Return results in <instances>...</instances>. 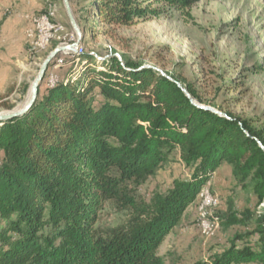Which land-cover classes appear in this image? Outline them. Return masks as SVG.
<instances>
[{
  "label": "trees",
  "instance_id": "obj_1",
  "mask_svg": "<svg viewBox=\"0 0 264 264\" xmlns=\"http://www.w3.org/2000/svg\"><path fill=\"white\" fill-rule=\"evenodd\" d=\"M196 1L94 0L90 12L104 26H129L157 16L152 4L185 11ZM87 29L93 37L109 33ZM83 57L78 81L40 92L29 112L0 124V264H162L161 244L224 163L236 175L255 171L254 193L264 201L263 131L197 107L178 84L200 106L213 102L173 75L124 57L95 68L93 56ZM177 148L194 168L192 180L149 203L134 201L132 186ZM105 203L134 213L103 229ZM262 224L259 252L234 251L215 264H264V216Z\"/></svg>",
  "mask_w": 264,
  "mask_h": 264
},
{
  "label": "rangeland",
  "instance_id": "obj_2",
  "mask_svg": "<svg viewBox=\"0 0 264 264\" xmlns=\"http://www.w3.org/2000/svg\"><path fill=\"white\" fill-rule=\"evenodd\" d=\"M49 1L57 3L64 31L45 49H37L30 33L35 30L34 19L43 14ZM69 1L84 37L76 47L79 51L61 53L50 64L40 92L62 82L78 81L87 60L79 59L84 54L95 58H90L95 68L103 60L124 57L142 68L180 78L183 84L194 86L202 99L213 102L203 107L223 116L231 113L264 133V0H197L185 11L152 4V9L159 12L157 16L119 27L100 23L90 12L94 0ZM150 1L141 0L142 7ZM11 3L0 0V114L22 109L50 53L58 46L78 42L62 0H46V7L31 17L29 29L19 16L22 11ZM15 25L17 35L10 31ZM90 26L106 27L109 33L93 37L85 33ZM71 36L74 38L67 42ZM100 102L96 101L95 106L100 107ZM193 172L177 148L154 176L132 186V197L138 204L149 203L155 196L167 194L176 182L191 181ZM254 172L244 177L236 175L230 164L221 165L205 185L218 200L216 208L208 211L210 233H203L202 200L198 196L161 244L158 256L162 264H215L234 251L259 252L264 201L254 193ZM133 213L105 203L98 226H122ZM5 227L0 219V231ZM239 264L260 263L254 260Z\"/></svg>",
  "mask_w": 264,
  "mask_h": 264
},
{
  "label": "bare ground",
  "instance_id": "obj_3",
  "mask_svg": "<svg viewBox=\"0 0 264 264\" xmlns=\"http://www.w3.org/2000/svg\"><path fill=\"white\" fill-rule=\"evenodd\" d=\"M59 10L57 3L49 1L47 3V8L40 15V20L38 17L34 19L35 30L31 31L30 37L34 40L33 45L35 48L45 49L50 45L53 40L58 38V35L64 31L63 25L58 20ZM199 197L202 200L200 207L202 216V229L203 233L208 235L212 228V223L208 219V211L216 208L218 205V200L215 199L210 193L204 188L199 193Z\"/></svg>",
  "mask_w": 264,
  "mask_h": 264
},
{
  "label": "water",
  "instance_id": "obj_4",
  "mask_svg": "<svg viewBox=\"0 0 264 264\" xmlns=\"http://www.w3.org/2000/svg\"><path fill=\"white\" fill-rule=\"evenodd\" d=\"M62 1H63V5L65 7V10L67 12L68 18L70 20V23H71L75 33L78 36V42L72 43V44H69L66 46H58L53 52L50 53V55L47 57V59L44 61L43 65L41 66L40 71H39L36 79L34 80L32 86H31L30 97H29V100L26 103V105L18 111H14V112L7 113V114H0V124L11 121V120L18 118V117H21V116L25 115L27 112H29V110L35 105V103L37 102V100L39 98L40 88H41V85L45 79V76H46V73L48 71L50 64L57 58V56L59 54L66 52V51H75L79 42L83 39V33L81 32V29H80L77 21L75 20V17L73 15V12L71 9L70 1L69 0H62ZM162 75L166 76V74H164L163 72H162ZM178 85L182 89V91L187 95V97L192 101V103L194 105H196L199 108H204L208 111H211L213 113H216V114L222 116L221 113L217 112L213 108L203 107V106H200L199 104L195 103L193 101V99L191 98L190 94L188 93V91L184 87H182L180 84H178ZM262 148L264 149L263 146H262Z\"/></svg>",
  "mask_w": 264,
  "mask_h": 264
},
{
  "label": "crops",
  "instance_id": "obj_5",
  "mask_svg": "<svg viewBox=\"0 0 264 264\" xmlns=\"http://www.w3.org/2000/svg\"><path fill=\"white\" fill-rule=\"evenodd\" d=\"M12 1L13 5L15 8H18L20 11V17L24 18L26 23L27 28L29 29L32 26V21L31 17L33 16L34 13H38L44 9V6L46 7V0H10ZM11 3V4H12ZM17 26L15 25L12 29L10 30L13 32V34L17 35Z\"/></svg>",
  "mask_w": 264,
  "mask_h": 264
},
{
  "label": "built area",
  "instance_id": "obj_6",
  "mask_svg": "<svg viewBox=\"0 0 264 264\" xmlns=\"http://www.w3.org/2000/svg\"><path fill=\"white\" fill-rule=\"evenodd\" d=\"M40 15H41V14H40ZM40 15L38 16V20H40ZM73 38H74V36L69 37L67 42H71ZM65 44H66V42L64 43V45H65ZM76 51H79V48H77ZM76 51H75V52H76ZM69 52H70V51H66V52H63V53H65V54L68 55ZM75 52H74V55H75ZM55 83H56V81H54L53 78H52V85H54Z\"/></svg>",
  "mask_w": 264,
  "mask_h": 264
}]
</instances>
